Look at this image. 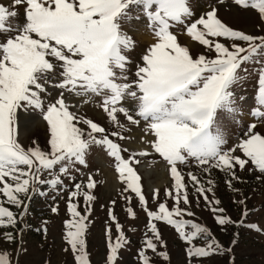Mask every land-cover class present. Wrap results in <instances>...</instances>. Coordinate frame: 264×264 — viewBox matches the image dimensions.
<instances>
[{
	"label": "snow or ice",
	"instance_id": "6c2138e0",
	"mask_svg": "<svg viewBox=\"0 0 264 264\" xmlns=\"http://www.w3.org/2000/svg\"><path fill=\"white\" fill-rule=\"evenodd\" d=\"M233 2L255 10L264 22V0ZM19 17L23 19L18 20ZM141 20L147 22L156 42L146 49L133 71L131 53L136 41L125 26ZM177 25L214 55H193L172 30ZM260 30L262 34L253 35L233 29L218 17V8L211 3L207 11L197 16L191 0L0 2V228H14L22 222L27 215L25 198L30 201V193L37 190V185L62 187V176H70L76 164L87 166L90 148L101 146L114 158L115 167L127 184L125 191L138 196L149 218L152 236L145 234L144 247L139 252L142 264H152L147 250L157 253L158 243H163L153 221L173 226L189 245L190 258L230 252L231 248L225 249L207 226L184 219L195 213L180 207L181 203L191 204L180 166L194 161L206 173L213 169L225 172L231 177L226 184L233 191L238 190L232 181L240 179L237 166L244 170L251 162L264 174V134L256 130L258 124L264 126V27ZM248 64L261 65L256 106L251 109L256 122L247 125L235 143L228 146L229 117L237 114L238 99H244L236 96L233 86L248 74L247 67H243ZM70 97L98 98L97 106L106 114L110 127L72 111L76 105ZM29 109L39 110L47 122V149L36 141L26 147L19 140L18 113ZM121 115L131 125L139 127L143 123L144 137H151L145 143L169 165L174 187L166 192V198L174 201L173 207L166 201L158 203L156 210L148 207L139 183L141 178L132 165L139 163L137 156L149 153L133 152L125 158L128 149L110 138H127L111 130L114 127L130 131L121 123ZM45 174L50 178H42ZM187 176L217 214L219 225L236 223L224 215L219 199H209L207 193L213 192L212 187L206 189L192 172ZM207 183L214 185L212 180ZM95 186L89 175L87 184L75 183L68 194L67 210L72 219L65 222V239L76 253V264H90L85 233L90 205L96 199L90 190ZM81 196L83 213L78 210ZM153 196L158 199V189ZM125 199L131 202L130 196ZM5 205L22 210L14 212ZM52 211L57 212L58 208L53 207ZM127 211L136 217L132 208ZM110 215L116 221V216L111 212ZM115 226L119 233L115 242L108 229V264H116L120 249L128 243L122 225L117 222ZM3 239L11 243L15 235L5 232ZM197 239L206 243L197 246ZM158 255L169 258L166 251ZM0 264H12L9 252L0 250Z\"/></svg>",
	"mask_w": 264,
	"mask_h": 264
},
{
	"label": "rangeland",
	"instance_id": "374dc122",
	"mask_svg": "<svg viewBox=\"0 0 264 264\" xmlns=\"http://www.w3.org/2000/svg\"><path fill=\"white\" fill-rule=\"evenodd\" d=\"M0 2L8 4L9 0H0ZM191 2L197 16L207 11L208 5L211 3L218 8V17L228 26L248 34H262L260 29L264 27V22L260 20L258 13L255 10L244 9L234 4L233 0H223V3H220L219 0H191ZM19 12H23L22 7ZM22 19L23 17L18 18V20ZM125 27L136 41V46L131 53L134 71L135 63L139 62L146 49L156 42V37L144 20L133 21ZM172 30L177 34L178 41L187 45L193 55L198 53L214 55L208 53L205 46L187 36L183 26L177 25ZM143 35H147L148 38L142 39ZM210 39L212 38L210 37ZM218 39L228 43L223 38ZM243 67H247L248 74L233 87L236 96L244 99H238V112L234 117H229L231 122L226 127L228 146L235 143L247 125L256 122V118L251 115V109L256 106L254 98L257 93V79L261 65L248 64ZM53 95H56V92H53ZM73 99L79 100L77 103H73L76 107L71 109L72 111L93 119L106 128L110 127L106 114L97 106L98 98L75 97ZM85 100L88 102L86 103ZM19 115L21 118L18 119V122L23 117L33 116L38 119V122L34 120V122L28 123L23 134L19 135L20 142L27 147L36 141L42 148L47 149L49 131L42 113L39 110L29 109L28 111L21 110ZM119 118L125 128L130 131L114 127L111 130L119 131L127 138L124 140H118L116 137L110 138L120 143L123 148L128 149V152L124 153L125 158H128L133 152L149 153L146 156H137L136 159L139 160V163L132 165L141 178L139 183L148 201V207L151 210H156L158 203L165 201L170 208L173 207L174 201L171 198H166V192L174 187L169 165L159 154L153 152L150 145L145 143V139H151V137H144L141 130L143 123L137 127L128 123L122 115ZM256 130L264 134V126L258 124ZM86 161L87 166L76 164L72 168L70 176H62L64 181L62 187L52 188L47 184L37 185V190L30 193V201L25 198L28 207L27 215L23 217L22 222L14 228H0V250L10 253L12 264H76V253L71 250L65 239L68 231L65 222L72 219L67 210V200L74 184L81 181L87 184L89 175L96 182L95 188L90 190L96 199L90 205V215L86 221L88 227L85 233L86 251L89 254L90 264H108V229H111L112 241L115 242L119 234L115 226L117 222L122 225L128 243L120 249L116 264H142L139 252L144 247L145 234L152 236L148 228L149 218L143 210V205L135 193L130 190L125 191L127 184L117 171L114 158L109 156L104 148L92 146L87 153ZM180 169L185 175V183L191 201L189 206L181 203L180 207H188L195 213V216H185L184 219L207 226L214 238L225 249L231 248V251L215 254L208 258H190L187 255L189 245L180 237L175 228L164 221H153L157 224L163 243H158L157 253L147 250L152 264H264V174L255 169L251 162L245 166L244 170H240L237 166L236 175L240 179L232 181L233 187L238 190L233 191L226 184V181L231 177L225 172L213 169L210 174L206 173L194 161L187 166L181 165ZM104 172L111 177L110 184L113 187L108 188ZM188 172L194 173L206 189L213 188V192L207 193L209 199H219L221 201L219 207L225 209L224 215L236 223L218 224L215 218L217 214L210 210L211 205H207L203 197L196 191L197 186L187 176ZM70 177H75V180ZM42 178L50 177L45 174ZM208 180H212L214 185H209ZM157 189L159 197L154 199L153 194ZM85 191L88 190L85 189ZM128 196L131 197L130 203L125 199ZM113 201L115 204L112 203ZM241 201L243 203H240ZM78 203V210L83 213L85 204L82 196L78 198ZM5 206L10 207L14 212L22 210L11 205ZM53 207H57L58 211L53 212ZM128 208H132L136 212L135 218L127 211ZM245 210H247V216H244ZM110 212L116 216V221H113ZM241 221L243 222L240 223ZM5 232H12L15 235V240L11 243L5 242L3 239ZM233 241H235L234 244ZM194 243L197 246H203L206 241L197 239ZM160 251H166L169 258L165 260L160 257L158 255Z\"/></svg>",
	"mask_w": 264,
	"mask_h": 264
},
{
	"label": "bare ground",
	"instance_id": "6f19581e",
	"mask_svg": "<svg viewBox=\"0 0 264 264\" xmlns=\"http://www.w3.org/2000/svg\"><path fill=\"white\" fill-rule=\"evenodd\" d=\"M141 38L142 39H147L148 37H147V35L146 36L143 35V37H141ZM69 99L71 100L72 103H74V102L77 103V101L79 100V99L77 100V99H73V98H69ZM19 118H21L20 115L18 116V119ZM34 120L36 122H38V119L36 117H33V116L32 117H23L22 120L18 122V133H19V135L23 134V132L26 129V126L28 125V123L29 122H34ZM104 174H106V173L104 172ZM106 177H107V182H108V184H107L108 188L113 187V185L111 186V184H110L111 177L108 176V174H106ZM159 185H161V184H159Z\"/></svg>",
	"mask_w": 264,
	"mask_h": 264
}]
</instances>
